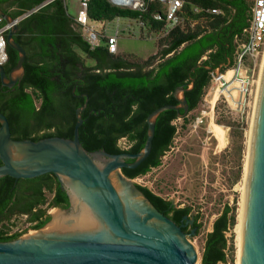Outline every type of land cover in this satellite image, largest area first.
I'll use <instances>...</instances> for the list:
<instances>
[{
  "label": "trees",
  "instance_id": "trees-1",
  "mask_svg": "<svg viewBox=\"0 0 264 264\" xmlns=\"http://www.w3.org/2000/svg\"><path fill=\"white\" fill-rule=\"evenodd\" d=\"M14 1L19 7L14 17H23L14 39L26 51V60L22 88L6 109L0 108L9 120L12 137L31 141L73 139L76 111L88 100L82 113L80 141L90 152L105 150L110 154L139 153L147 140L148 116L163 106L178 105L174 96L178 87L187 89L189 111L199 106L212 79V72L204 66L217 69L224 65L223 74L233 66L236 41L249 26L252 7L250 0H186L176 26L167 32V23L153 17L159 3H150L146 12H138L114 7L109 0H90L92 21L140 20L148 37L161 34L158 53L142 62H130L111 53L106 45L92 49L69 14L66 0L44 6L48 0ZM214 9L220 13L213 14ZM8 54L7 65L16 66L18 52L8 46ZM200 64L203 66L198 67ZM178 118L174 110L157 118L151 153L138 168L123 169L128 178H139L161 165L174 141ZM122 139L130 143L128 149L119 146ZM138 187L175 223L191 214L190 207L175 208L148 187ZM69 205L53 174L31 180L0 179V242L16 240L28 232L10 231L13 224L7 223L14 216H26L30 228L39 230L51 219L48 210ZM230 213L227 207L207 234L202 264L228 262L227 250H234V245L228 246L226 234L236 225V215ZM199 231L198 225L197 235Z\"/></svg>",
  "mask_w": 264,
  "mask_h": 264
},
{
  "label": "water",
  "instance_id": "water-1",
  "mask_svg": "<svg viewBox=\"0 0 264 264\" xmlns=\"http://www.w3.org/2000/svg\"><path fill=\"white\" fill-rule=\"evenodd\" d=\"M0 16L13 23L7 43L19 54L10 77L0 66L4 85L10 87L24 77L26 51L14 39L18 23L2 10ZM204 67L215 78L222 76L224 65ZM186 91L178 87L174 93L178 105L163 106L148 116L147 140L139 153L90 152L83 147L79 130L88 100L76 111L73 139L16 140L8 118L0 112V179L31 180L53 174L70 204L66 209L53 208L50 221L30 235L0 242V264H198V252L189 239L197 229L184 232L153 205L135 179L123 173L149 157L156 121L163 112L174 110L179 118L187 117ZM191 217H185V225L194 223ZM240 240V264H264V55L252 117Z\"/></svg>",
  "mask_w": 264,
  "mask_h": 264
},
{
  "label": "rangeland",
  "instance_id": "rangeland-1",
  "mask_svg": "<svg viewBox=\"0 0 264 264\" xmlns=\"http://www.w3.org/2000/svg\"><path fill=\"white\" fill-rule=\"evenodd\" d=\"M67 7L69 14L76 18L78 3L68 0ZM104 27L107 35L119 36L117 54L126 61L142 62L160 50L158 39L144 38L142 28L134 21L117 18L105 23ZM261 65L262 60L256 71L250 73L246 96H243V79L233 67L218 78L212 76L199 106L188 113L186 120L178 118L174 122L177 132L171 148L161 159V165L135 179L138 185L173 201L177 207L192 209L191 214L194 219L198 218L200 231L189 239L198 252V264H202L207 234L227 207L231 210L230 215H236V225L226 234L228 246L234 245V250H227L226 264L240 262L236 227L243 213L244 170L249 158ZM119 146L128 149L130 143L122 139ZM47 197L50 199L51 195L47 194ZM48 213L55 214V211L51 209ZM26 220V216H14L7 224H13L12 233L27 230L26 235H30L35 230ZM52 226H56V222L52 221Z\"/></svg>",
  "mask_w": 264,
  "mask_h": 264
},
{
  "label": "built area",
  "instance_id": "built-area-1",
  "mask_svg": "<svg viewBox=\"0 0 264 264\" xmlns=\"http://www.w3.org/2000/svg\"><path fill=\"white\" fill-rule=\"evenodd\" d=\"M54 0H48L44 5ZM68 1V0H66ZM79 5L75 22L83 30V38L92 49L106 45L108 50L117 54L119 36H109L103 22L92 21L89 17L90 0H70ZM252 7L250 11L249 26L243 31V38L237 39V47L234 54L233 70L238 71V75L243 79L242 85L245 87L243 96L248 93V80L250 73H254L260 65L264 55V0H250ZM112 6L129 9L138 12H146L150 3H159V8L154 12L153 17L156 21H165L166 31L176 26L178 15L184 8L186 0H109ZM195 11H198L197 9ZM213 14H219L218 10H212ZM23 17L15 20L20 22ZM128 19V18H126ZM140 25L142 29L145 25L140 20H132ZM13 23H5L0 16V66H5L9 61L8 43L6 35L11 29ZM165 34V32H164ZM147 39H153V36L145 35ZM161 37L157 35V39ZM246 74V75H244ZM223 75V73H222ZM213 76V74H212ZM20 230L19 232H22Z\"/></svg>",
  "mask_w": 264,
  "mask_h": 264
},
{
  "label": "flooded vegetation",
  "instance_id": "flooded-vegetation-1",
  "mask_svg": "<svg viewBox=\"0 0 264 264\" xmlns=\"http://www.w3.org/2000/svg\"><path fill=\"white\" fill-rule=\"evenodd\" d=\"M15 4L16 3L14 0H8V1L0 0V10H2L8 17L12 18L14 21L17 20L14 17V15L18 11ZM7 36H8V33L6 35V39H7ZM7 64L2 67H3V70L6 76L10 77L12 70L15 68V66L12 67L11 65H7ZM21 88H22V80L15 83L14 85L10 87L4 85V82H3V79L0 73V108L6 109L10 101L16 97L17 93L19 92ZM1 165H2V162L0 161V166ZM185 217H187L186 220H190L192 218L191 214L185 215L182 220L180 221L177 220L178 221L177 225L182 226L183 227L182 229H184L186 233H190L194 228L198 229V223L196 222V219L194 220L193 224L185 225V222H186Z\"/></svg>",
  "mask_w": 264,
  "mask_h": 264
},
{
  "label": "bare ground",
  "instance_id": "bare-ground-1",
  "mask_svg": "<svg viewBox=\"0 0 264 264\" xmlns=\"http://www.w3.org/2000/svg\"><path fill=\"white\" fill-rule=\"evenodd\" d=\"M262 61H263V58H262ZM262 66V65H261ZM245 180L247 178V167L245 168ZM246 182V181H245ZM246 186V185H245ZM244 188V187H243ZM243 201V200H242ZM241 223H242V215H240V218H239V222H238V225L236 227V230H237V233H238V243H239V249H240V257H241V240H240V232H241ZM240 261V260H239ZM240 264V262H239Z\"/></svg>",
  "mask_w": 264,
  "mask_h": 264
},
{
  "label": "crops",
  "instance_id": "crops-1",
  "mask_svg": "<svg viewBox=\"0 0 264 264\" xmlns=\"http://www.w3.org/2000/svg\"><path fill=\"white\" fill-rule=\"evenodd\" d=\"M77 3V2H76ZM16 8H17V10H19V7H17V5H16ZM143 34H144V36L147 34L146 32H143ZM145 38H146V36H145ZM153 38H156L157 39V36H155V35H153Z\"/></svg>",
  "mask_w": 264,
  "mask_h": 264
}]
</instances>
